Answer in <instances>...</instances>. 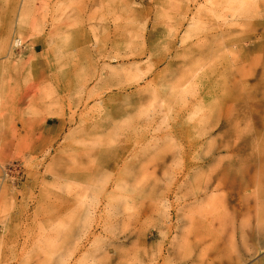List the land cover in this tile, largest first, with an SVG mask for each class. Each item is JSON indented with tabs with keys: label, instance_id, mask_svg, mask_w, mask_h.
Instances as JSON below:
<instances>
[{
	"label": "rangeland",
	"instance_id": "obj_1",
	"mask_svg": "<svg viewBox=\"0 0 264 264\" xmlns=\"http://www.w3.org/2000/svg\"><path fill=\"white\" fill-rule=\"evenodd\" d=\"M0 264H264V0H0Z\"/></svg>",
	"mask_w": 264,
	"mask_h": 264
}]
</instances>
